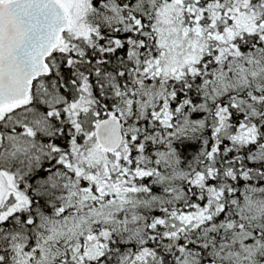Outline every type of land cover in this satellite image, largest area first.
Instances as JSON below:
<instances>
[{
	"label": "snow or ice",
	"instance_id": "6c2138e0",
	"mask_svg": "<svg viewBox=\"0 0 264 264\" xmlns=\"http://www.w3.org/2000/svg\"><path fill=\"white\" fill-rule=\"evenodd\" d=\"M0 264H264V0H0Z\"/></svg>",
	"mask_w": 264,
	"mask_h": 264
}]
</instances>
